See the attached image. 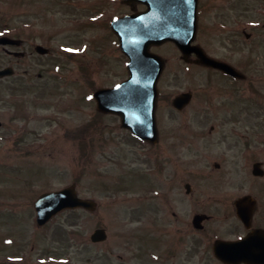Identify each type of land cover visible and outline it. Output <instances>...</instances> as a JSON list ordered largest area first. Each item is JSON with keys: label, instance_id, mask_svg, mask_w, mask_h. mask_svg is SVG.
Here are the masks:
<instances>
[{"label": "rangeland", "instance_id": "rangeland-1", "mask_svg": "<svg viewBox=\"0 0 264 264\" xmlns=\"http://www.w3.org/2000/svg\"><path fill=\"white\" fill-rule=\"evenodd\" d=\"M72 1L0 0V35L18 37L20 44L9 48L26 52L15 58L0 47V68L11 64L16 69L0 78V238L19 235L24 251L33 249L36 260L46 259L49 252L50 264H130L131 234L139 233L145 222L135 199L151 196L136 181L142 169L154 167L140 162L172 160L165 175L153 173L160 188L166 186L168 172L178 188L188 179L194 185L216 184L212 170L221 146L211 128L225 110L201 109V99L186 110L172 105L175 95L201 85L203 77L185 75L181 52L167 42L152 49L168 62L160 83L161 141L154 146L137 139L118 117L101 113L90 96L127 76L128 58L105 25L132 7L123 0ZM223 1L231 0H203L209 3L208 14L202 15L203 41L220 40L214 27L220 19L215 15L223 16ZM232 13L226 10L224 17L230 19ZM38 43L52 53L37 54ZM224 98L223 90L218 101ZM70 184L99 207L67 210L39 231L34 199L44 190ZM158 211L153 203L145 207L155 218ZM100 226L110 238L94 243L90 235ZM119 255L127 260L122 262Z\"/></svg>", "mask_w": 264, "mask_h": 264}, {"label": "flooded vegetation", "instance_id": "flooded-vegetation-1", "mask_svg": "<svg viewBox=\"0 0 264 264\" xmlns=\"http://www.w3.org/2000/svg\"><path fill=\"white\" fill-rule=\"evenodd\" d=\"M221 3L223 16L215 15L220 19L214 27L220 40L200 38L202 15L209 11V3L200 0L193 45H201L225 67L206 65L192 51L180 69L193 80L203 77L201 85L190 89L191 103L201 99V109L225 110L211 128L221 146L212 170L217 182L194 185L188 179L178 188L168 172L166 186L160 188L152 181L153 173L165 175L172 160L140 162L154 167L142 169L136 181L140 190L147 188L144 195L151 196L135 199L145 222L137 226L139 233L131 234L130 264H264V0ZM230 9L227 19L224 13ZM223 90L225 98L218 101ZM152 203L160 211L157 218L145 212ZM19 238L11 233L0 238V264H50L49 252L44 253L46 259L36 260L33 249L24 251Z\"/></svg>", "mask_w": 264, "mask_h": 264}, {"label": "water", "instance_id": "water-1", "mask_svg": "<svg viewBox=\"0 0 264 264\" xmlns=\"http://www.w3.org/2000/svg\"><path fill=\"white\" fill-rule=\"evenodd\" d=\"M133 2L137 0H126ZM145 2L148 8L144 12L126 15L113 21V27L120 36L123 51L130 57V77L115 88H104L96 92L98 106L101 109L113 110L122 114L123 124L131 128L138 137L156 140V102L158 98V79L166 65L159 54L150 51L152 45L174 41L188 55L192 41L197 33L198 0H138ZM1 43L14 42L5 37ZM206 64H217L200 47H195ZM13 69L7 67L0 70V76L12 74ZM187 95L178 96L174 103L180 106ZM85 207L95 209L92 199L81 198L76 186H67L61 190L45 192L37 199L35 208L40 224L46 223L57 212L67 208ZM94 241L106 237L103 228L95 230L91 235Z\"/></svg>", "mask_w": 264, "mask_h": 264}]
</instances>
